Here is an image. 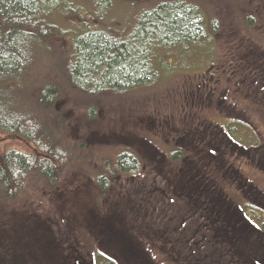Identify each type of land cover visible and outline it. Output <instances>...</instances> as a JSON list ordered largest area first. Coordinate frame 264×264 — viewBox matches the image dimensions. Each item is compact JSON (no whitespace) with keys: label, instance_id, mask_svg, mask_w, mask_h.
Returning <instances> with one entry per match:
<instances>
[{"label":"rangeland","instance_id":"rangeland-1","mask_svg":"<svg viewBox=\"0 0 264 264\" xmlns=\"http://www.w3.org/2000/svg\"><path fill=\"white\" fill-rule=\"evenodd\" d=\"M198 1L206 7L201 19L203 32L198 34L201 39L186 45L182 52L164 55L167 67L155 62L156 72L150 73L153 76L142 86H134L151 90L150 94L135 98L113 115L102 108L99 115L94 109L89 121L72 108L67 117L68 136L82 155L78 164L59 179L44 174L35 177L30 172L25 190L15 200L8 194L2 196L0 187V264H105L103 258L115 264H250L257 258L256 262L264 264V232L260 230L264 222V99L256 98L264 93L256 89L257 83L263 86L264 77L258 73L259 62H245L242 57L252 49L264 53V10H257L255 0H240L239 4L237 0ZM57 2L54 10L62 11L66 6L76 8L80 0ZM157 2L145 0L146 4ZM122 3L113 0L115 8L110 12L113 17L119 15L117 26L130 19ZM246 15L252 18L250 22ZM81 27L77 23L72 29L80 34ZM223 69L227 75L248 70L244 73L254 79L242 82L238 74L230 79L243 90L238 96L231 94L236 102L219 122L231 138L227 140L214 126L218 122H207L205 117L212 118V113L203 110L202 116L197 115L207 122L206 127L200 125L205 137L197 138V143L187 137L176 141L186 150L181 159L169 161L156 154L152 145L144 144L146 133L152 141L154 137L171 146L169 129L154 130L160 123L170 126L164 114L181 116L186 89L194 92L199 78H216ZM201 106L197 100L194 107L201 111ZM56 107L62 110L61 104ZM221 107L224 105L207 106L217 112ZM130 129L135 135L129 134ZM236 142L243 150L232 146ZM121 144L136 148L144 168L136 176L107 179L99 188L90 175L103 162L105 150H99ZM5 146L23 155L33 153L20 138L0 133L1 157ZM217 148L220 151L216 153ZM159 157L160 165L153 169ZM193 173L201 183L194 184L198 191L186 195L188 190L182 183L173 187L174 179ZM249 205L255 209L247 208ZM243 216H251L253 224H248L259 232L241 226ZM201 255L205 258L201 263L191 259Z\"/></svg>","mask_w":264,"mask_h":264},{"label":"trees","instance_id":"trees-1","mask_svg":"<svg viewBox=\"0 0 264 264\" xmlns=\"http://www.w3.org/2000/svg\"><path fill=\"white\" fill-rule=\"evenodd\" d=\"M156 1L146 4L145 0L132 3L123 0L130 19L117 26L119 15H111L115 8L113 0H80L76 8L66 6L62 11L54 10L57 0H0V133L20 138L33 152L23 155L4 147L0 156L2 196L11 195L13 200L19 197L30 172L35 177L44 174L59 179L78 164L82 155L79 156L76 146L72 147L68 136L67 117L72 108L81 111L84 121H89L94 109L99 115L100 108L113 115L120 107H128L135 98L150 94L151 90L134 86H142L143 81L153 76L150 73L156 72V61L166 66L164 55L182 52L186 45L201 39L198 34L203 32L204 3ZM255 1V7L259 4L257 10H264V0ZM232 6L237 8L233 3ZM245 13H250L248 8ZM246 17L247 22L252 20L249 15ZM210 20H206L208 26ZM77 23L82 26L80 34L72 29ZM242 57L245 62L249 59H254L255 64L259 62L258 73L264 77V53L252 49ZM234 60L239 66V57ZM260 86L264 92V84ZM185 94L190 97L182 105V115H170L185 130L188 125L197 128L201 120L193 111L196 96L188 90ZM256 98L264 99V93ZM56 104H61L62 110ZM195 118L196 122H191ZM190 132L193 133L192 129ZM135 133L130 129L129 134ZM143 138L169 156L171 149L165 142L153 137L152 141L146 133ZM102 150H106L102 164L96 173L90 172L99 188L107 179L137 175L144 164L133 146L121 144ZM158 159L160 163L161 158ZM248 222L243 218L240 225L254 232L256 229L249 227ZM260 227L264 232V222ZM103 259L105 264H115ZM192 259L198 261L197 256ZM255 259L258 260L254 258L255 264H261Z\"/></svg>","mask_w":264,"mask_h":264},{"label":"flooded vegetation","instance_id":"flooded-vegetation-1","mask_svg":"<svg viewBox=\"0 0 264 264\" xmlns=\"http://www.w3.org/2000/svg\"><path fill=\"white\" fill-rule=\"evenodd\" d=\"M246 75H248V74L244 73L243 76L240 78V81L245 82V79H249V80L252 79V81L254 80L253 76L251 74H249L247 77H246ZM232 76H233L232 74L227 75V71L225 69H223L221 71V73L218 74V76L216 78H213V76H211L209 79L204 77L203 85L201 86L202 87V96L199 98H196L197 100L200 101V105H202L204 102H207L209 105H213V104L219 105V104H223V103H228V100L231 99V94H235L236 96H238L239 93L241 91H243L242 86H239L238 82L232 83L230 81ZM253 83H255V82H253ZM205 110L209 111L207 106H204V111ZM219 110L221 112L210 111L212 113V116L215 115L217 120H221L222 116H228L232 110V107L230 108V107L224 106V107H221ZM222 112H225V113H222ZM167 119L171 123L170 126L172 127L171 128L172 131L176 132V126L178 124L174 123V118L170 115ZM218 128L221 130V133L228 140L229 136H228V132L225 129V127L218 123ZM201 131H202L201 135L196 134V133L192 134L190 132V130H185V129H182L181 133H176V134L172 133L171 134L172 152L170 155V160H174L175 158L181 159L183 156L182 153L186 152V150L184 149L183 146L176 145V141L180 140L182 137H188V138H192V143H197L198 142L197 137H205V136H202L204 131L203 130H201ZM217 134L219 137H223L219 132ZM222 140H224V139H222ZM227 140H226V142L228 143ZM183 142H184V140L182 141V143ZM214 151L217 153L220 150L217 148ZM180 155H181V157H180ZM156 165H160V164L156 163ZM156 165H154L152 168L154 169V167ZM227 168H229V167H227ZM187 177H189V179L185 180ZM194 177L195 176H190L187 174V175H183V178H180L177 180L174 179L173 187L175 188L176 184L182 183L183 189L188 190V191H186V195H189L191 192H193L195 190L198 191V187L196 188L194 186V184H201V183L198 182V180ZM200 196L201 195H199V197ZM151 199H154V197L151 196ZM169 203L173 204L174 200H170Z\"/></svg>","mask_w":264,"mask_h":264}]
</instances>
